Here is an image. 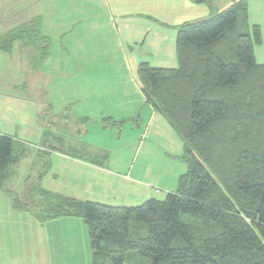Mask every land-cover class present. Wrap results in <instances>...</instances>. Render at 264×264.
<instances>
[{
	"label": "trees",
	"instance_id": "obj_1",
	"mask_svg": "<svg viewBox=\"0 0 264 264\" xmlns=\"http://www.w3.org/2000/svg\"><path fill=\"white\" fill-rule=\"evenodd\" d=\"M245 1L179 25L176 70L137 66L145 104L184 144L187 170L173 193L112 207L40 189L50 202L38 218L82 219L92 264H264V64L255 61L261 30L248 24ZM18 42L34 51L36 68L51 55L39 19L0 37V50ZM25 150L0 134V189ZM68 156L100 167L108 159Z\"/></svg>",
	"mask_w": 264,
	"mask_h": 264
},
{
	"label": "crops",
	"instance_id": "obj_2",
	"mask_svg": "<svg viewBox=\"0 0 264 264\" xmlns=\"http://www.w3.org/2000/svg\"><path fill=\"white\" fill-rule=\"evenodd\" d=\"M15 1L17 3H14ZM216 1H220V3L213 4L212 0H9V3L12 4L11 7L6 5V0L0 3V37L21 25L39 19L41 32L50 39L52 45L61 42L60 39L64 40L67 53L70 46L73 50L81 51V55L78 59L76 57V60L84 62H86L91 49L87 45L84 32L80 31V34L74 37V27L86 25V22L92 28L111 26V31L116 37V48L119 52L118 57L121 60V65L99 70V63L95 64L94 69L87 68L88 63L84 65L81 63L82 69H85L86 73L80 72L85 78H90L87 81L90 88H86L85 92L87 94L88 92H97L93 93L94 97L87 98L86 95V98L82 99L79 98L78 88L77 100L78 103L83 100L86 113L81 114V119L77 118V121L84 123L82 125L84 128L87 127L86 124H95L101 130V127L104 126L103 116L105 119L112 120L117 115L124 117L126 115H119L126 113L127 117L120 121L123 123L130 121L131 130L137 127V133L132 139L131 148L129 150L126 148L125 152L132 154L131 158L135 155V158L130 159L129 164L121 160V163L115 165L117 170L112 172L110 171V162H108L110 161L109 156L100 167L70 157L68 153L47 149L45 146L47 133L42 130L40 120L41 116L44 119L48 108H53L48 100L51 87L49 88L46 76L51 72L52 74L56 72L57 69L51 71L52 68L61 66L50 61L53 55L51 49V56L45 63L38 68L34 67L32 62L35 53L22 42L15 44L16 47L9 53L5 54L0 50V134L30 144L27 156L30 154L32 158L34 157L33 165L41 164L43 160L41 156H46L47 160L48 157L54 156L61 159L64 167L74 171V176H71L73 178L69 180L74 184L76 190L71 192L73 194L62 192V190L48 191L79 201H93L103 205L109 204L105 200L118 201V197L114 196L117 195V192L122 194L119 199L120 204L126 207L137 206L139 203L151 200L152 196L157 194V190L154 191L155 189L150 184L156 181V185L159 187V183L162 184L167 180L171 183L170 180L173 176H175V182H178L179 177L184 175L187 168L184 173L180 174L164 167L151 172L154 165H159L163 161L168 162L175 159L182 162L184 144L167 120L154 112L151 106L145 104V99L141 94L142 85L136 69L139 64L146 62L154 69L176 70L178 62L175 29L179 25L212 16L224 10L225 7L235 4L238 0ZM245 3L248 24L257 26L261 30L262 43L260 46L254 47L253 53L256 63L262 65L264 64V0H246ZM20 4L25 6L20 7ZM57 40L59 41L54 42ZM78 45H81L83 49L82 47L77 49ZM62 48L57 46L59 51ZM9 56L12 58L10 63H8ZM98 58L101 57L94 55L92 59ZM106 69L125 72L127 77H122L116 83H105L107 84L103 86L105 88L100 90L102 86L97 84L99 79L94 78L96 75L104 74ZM77 73L80 77V73L78 71ZM95 106L105 107L109 111H107L108 113L102 111L104 113H100L98 118L93 119ZM117 106L123 108L117 110ZM85 108L83 109L85 110ZM117 112L118 114H116ZM37 142L40 146L36 145ZM42 143L44 145H41ZM135 143L137 145L134 148ZM44 152L45 154H43ZM94 154L102 155L100 151ZM139 156H141L140 159ZM18 164L11 169V175L4 180L0 190L3 189L4 183L13 177ZM65 169L67 170V168ZM154 174L155 176H153ZM141 175L146 176L148 180L139 179L138 177ZM39 178L40 176L36 177L38 181ZM91 181H96L94 184L100 182L93 187L94 191H89L87 188V183H91ZM175 186L177 188V183ZM174 191L170 189L167 193ZM15 209L21 210L18 206ZM11 213L7 214L9 219L20 217L17 214L12 216ZM22 218L26 217L22 215ZM34 220L30 221L28 218L26 221L30 226L25 227L31 231L29 237L32 242H34L33 234L36 240L38 239L41 250L47 241V232L43 229V223L59 227V234L56 236L59 237L61 246L67 247L65 250L73 252L72 254L77 252L78 245L74 244L79 242L78 236H80V242H84L83 235L86 225L80 218L64 217L49 220L38 218L37 222L40 223V226L36 225ZM21 224L24 225L23 222ZM73 236L74 239H72ZM32 245L34 249V244ZM10 260L9 256L4 257V262L0 260V264L1 262L8 264Z\"/></svg>",
	"mask_w": 264,
	"mask_h": 264
},
{
	"label": "rangeland",
	"instance_id": "obj_3",
	"mask_svg": "<svg viewBox=\"0 0 264 264\" xmlns=\"http://www.w3.org/2000/svg\"><path fill=\"white\" fill-rule=\"evenodd\" d=\"M6 1V5L11 7L12 4L9 3V0ZM3 2H5V0H0V3ZM218 2L220 3V1L212 0L213 4ZM14 3L17 2L15 1ZM14 6H16V4H14ZM24 6L25 5L20 4V7ZM80 31L86 34L85 38L87 45L91 49L86 62L76 60V57L78 59L81 55V51H76L75 49L73 50L71 46L69 47L70 50L67 53V49L65 48L66 42H63L64 40L60 39L61 42L57 43L56 45L51 44L53 55L50 61H52L54 64H58L61 67L52 68L51 71L57 69L56 72L52 74L50 71V75L46 76L49 88L51 87L48 100H50V104L53 106V108H48L44 119L42 116L40 119L41 128L47 133V141L45 142V146H47V149L54 150L55 152L70 154L79 153L81 155H85V157L94 153H98L99 151L100 154L105 152L109 156L110 161L108 162H110V171L114 172L117 170L115 165L121 163V160H123L124 163L129 164L130 159L135 158V155L133 158H131L132 154L125 152V150L126 148L128 150L131 148L132 139L137 133V127L134 128V130H131L132 128L130 121L122 124L123 122L120 120H123L127 117V114L124 113L119 115H126L124 117H118L117 115L116 118H113L112 120L109 119L111 122L105 121L103 128L101 127V130L98 125L95 124H86L87 127L84 128V126H82L84 123L77 121V118L81 119V114L86 113V106L82 103L83 100L78 103V93L76 92L79 88V98L82 99L86 97H94L93 93L97 92H88V94L85 92L86 88H90L87 83L90 78H85L80 72L85 70L82 69L84 64L88 63L87 68L94 69L95 64L99 63V70L105 67H119L121 65V60H119L118 57L119 52L116 48V37L111 31L110 25H108V27L92 28L86 22V25L74 27V37L77 34H80ZM58 41L59 40L54 42ZM67 45L69 46V42ZM57 46L63 47L62 50L59 51ZM15 47L16 45L14 48ZM81 47V45H78L77 49H80ZM94 55L97 57L99 56L102 59L98 58L93 60L92 58H94ZM9 57L8 63H10V60L12 59ZM90 59H92V61H89ZM43 63H45V61ZM81 63H83L82 66ZM77 71L80 73V77H78ZM84 73H86V71H84ZM122 77H127V73L119 72L117 69H106L104 74L101 73L96 75V78L94 79H99L97 84L102 86L100 88L101 90L105 88L103 86L107 85L105 83H116ZM82 107L85 108V110ZM122 108L123 107L121 106H117V110ZM102 111H106V113H108L107 111L109 110L105 107L99 108L95 106L93 119L98 118L97 116H99L100 113H104ZM116 114H118V112ZM102 118H105V116ZM82 128L84 129L82 130ZM20 143L26 148L25 151L31 147L30 144L26 142ZM36 145L40 146L38 145V142ZM41 145L44 144L42 143ZM136 145L137 144L135 143L133 147L135 148ZM43 154H45V152ZM42 157V165L40 163L39 165H33L34 157L32 158L30 154L29 156L26 155V157H24L15 167L13 177L9 178L4 183L3 189L0 190V260L4 262V257L9 256L11 260L8 264H92V251L90 249L88 239V229L86 230L87 227H85V233L83 235L84 242L81 243L80 236H78L79 242L74 244L78 245L77 252L74 254H72L73 252L71 251H66L65 249L67 247L61 246V242H59L60 239L58 236H56L59 234V227L50 226L49 224L43 223V229L47 232V241L46 244H44L42 250L40 249L41 246L38 242V239L36 240L34 237V234V242H32L29 237L31 231L30 229L27 230L28 227L25 226L30 225L26 220L28 218L30 221L35 219L34 221L36 225L40 226V223L37 222L38 217L45 216V209L47 208L46 202H50L44 201V199L41 197L40 189L47 191L54 190L55 192L62 190V192L64 191L69 193L76 191L74 184L70 183L69 181L70 178H73L71 176H74V171L68 170V167H64L61 159L51 156L48 157L47 160L46 156H41V158ZM140 157L141 156H139V159ZM47 163H49V165H47ZM162 167L169 168L172 172L179 174L184 173L187 168L185 163L173 159L169 160L168 162L163 161L159 165H154L151 172L153 173V170H158ZM65 168H67V170ZM38 176H40L39 181L36 179ZM153 176H155V174ZM138 178H143L146 181L148 180V178L144 175H141ZM95 182L96 181H91V183H87V188H89V191L93 190V187L100 183L97 182V184H94ZM170 182L171 183H169V180H167L162 184L159 183V187L156 185V181L154 182L155 184H150L152 185L151 187L155 189H153L154 191L157 190V194H154L152 199L163 201L165 195L170 189L174 191L176 189L175 184L177 183L175 182V176L171 178ZM89 185H91V187H89ZM114 196L118 197V201L113 202L110 200H105L108 201L109 206L126 207L122 206L119 202L120 197H122L121 192H117V195L115 194ZM140 204L142 203H139V205ZM16 206L21 208V210H16ZM9 212H12V216L17 214L20 215V217L9 219L7 217ZM22 215H24L26 218H22ZM21 222H23L24 225H22ZM140 232H142L141 229ZM131 233H133V230ZM72 239H74V236ZM32 244H34V249L32 248Z\"/></svg>",
	"mask_w": 264,
	"mask_h": 264
}]
</instances>
